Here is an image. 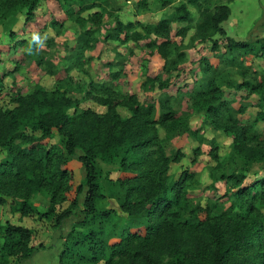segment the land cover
<instances>
[{
	"label": "trees",
	"instance_id": "16d2710c",
	"mask_svg": "<svg viewBox=\"0 0 264 264\" xmlns=\"http://www.w3.org/2000/svg\"><path fill=\"white\" fill-rule=\"evenodd\" d=\"M37 1L24 0L29 16ZM7 2L14 5L16 0ZM190 3L200 13L195 27L197 41H212L213 50L223 41L232 52L242 51L253 60L264 59V39L253 45L227 35L223 24L231 17L228 5L213 4L210 0ZM192 21V13L183 5L173 16L155 25L118 22L109 37L121 46L132 41L143 43V47L176 68L185 59L179 50L185 45ZM177 23L186 26L176 30ZM138 28L144 35L136 32ZM89 36L85 34L80 42L81 49L92 46ZM216 36L222 40H214ZM174 52L178 55L172 62ZM226 67L237 69L243 80L240 84L231 81L226 88L232 87L236 93L246 91L248 100L258 95L261 112L252 122L243 124L233 114L244 115L253 105L240 103L238 109H232L234 102L223 99L220 106L208 107L210 124L233 138L241 160L264 165V133L256 128L264 122V79L250 82L249 68L237 65L234 60L221 59L217 65L206 60L201 83H206L208 88L196 93L203 95L207 103L216 99V94L225 97L222 83ZM136 99L130 98L135 104L130 107L132 117L126 121L116 113L117 106L103 116L93 111L78 114L72 99L49 95L43 90L21 97L15 109H1L0 151L6 150L7 158L0 164V207L11 205L14 213L22 217L55 216L60 228L77 214L83 215L79 226L84 231L80 234L72 231L62 264L78 261L85 264H264V178L251 185L245 184L247 173L233 172L217 179L231 183L226 195L235 200L230 210L219 216H212L200 204L194 205V197L186 191V181H177L170 174L171 165L177 160L167 157L160 146L156 128L159 122L153 120L152 107L145 108ZM75 107L77 111L70 115ZM225 112L227 116H223ZM161 123L168 125L166 119ZM36 132L40 134L37 136ZM56 139L58 143L53 145ZM208 156L223 168L219 163V148H212ZM74 160L85 170L79 185L68 168ZM98 161L119 165L125 175L113 184L117 191L113 197L119 210L98 208L105 198L104 177ZM40 192L50 197L47 213L38 212L31 204V196ZM78 234L80 237L74 238ZM32 237V230L11 223L0 224V238L4 241L0 254L6 256L3 264H8V256H15L11 249L14 246H19L16 253L21 256L13 264L31 258L40 248L30 246Z\"/></svg>",
	"mask_w": 264,
	"mask_h": 264
},
{
	"label": "rangeland",
	"instance_id": "374dc122",
	"mask_svg": "<svg viewBox=\"0 0 264 264\" xmlns=\"http://www.w3.org/2000/svg\"><path fill=\"white\" fill-rule=\"evenodd\" d=\"M190 1L38 0L29 16L24 0H16L14 5L8 4L7 0H0V78H3V82H0V110L15 109L21 97L43 90L49 95L59 94L72 99L78 111L76 107L72 108L70 115L76 111L78 114L93 111L103 116L109 114L110 108L117 106L116 113L121 120L126 121L132 117L130 107L135 104V100L131 101L130 98L135 96L139 105L152 107L153 120L159 122L156 128L160 146L167 157L177 160L171 165L170 174L177 181H186V191L194 197L193 204L207 208L212 216L229 211L235 202L232 196L226 195V191L231 190V183L216 180L222 175L241 172L247 173L245 184L251 185L257 179L264 178V165L248 164L241 160L234 149L233 138L210 124L207 109L220 106L223 99L234 102L231 103L232 109H238L240 103L252 104L246 114H233L235 119L240 118L245 124L252 122L261 112L258 108L260 97L254 95L248 100L246 91L236 93L232 87L227 89L225 85H230L231 81L238 84L243 81L237 69L228 67L223 69L224 82L227 83H222L225 97L220 98L216 94V99L207 103L206 98L196 92H205L208 88L206 83H201L206 60L215 65L221 59L234 60L237 65L243 64L249 68L247 79L250 82L258 83L264 79V59L253 60L245 57L242 51L232 52L223 41H220L217 50H213L212 41H197L195 27L200 20V13ZM210 1L228 6L232 3L231 0ZM244 2H240L235 9L239 14V27L235 30V36L248 39V43L253 44L256 35L252 34V26L257 27L261 23V10L252 1ZM183 5L192 13L193 21L185 45L179 50L185 59L176 68L168 65L154 51L143 47V43L132 41L121 46L109 37L118 22L133 24L135 19L145 26L155 25L173 16ZM244 10L241 16L238 12ZM182 26L186 25L175 24L174 28L179 30ZM263 26L259 31H262ZM136 32L144 35L140 28ZM87 33L91 35L92 46L81 49L80 42ZM214 40L222 39L216 36ZM20 43L26 45L16 46ZM177 55V52L172 54V62ZM164 119L167 126L160 124ZM256 128L264 133V122L258 123ZM39 134L36 132L37 136ZM57 140L53 145H57ZM215 147L219 148V163L223 164V168L218 167L208 156ZM198 149L199 154H195ZM6 158L7 151L1 150L0 164ZM98 167L103 173L105 194L98 208L100 211L119 210V204L113 197L117 194L113 184L125 175L117 164L98 161ZM68 168L74 173L75 184H81L85 177L84 168L76 160ZM80 202H83V197ZM31 204L38 212L47 213L50 197L44 192L33 194ZM262 213L264 217V209ZM83 219V215L77 214L60 228L55 216L49 219L36 215L22 217L14 213L11 205L0 207V224L11 223L32 230L33 237L29 244L40 247L21 264H62L61 258L66 252L67 242L71 240L72 231L76 230L79 234L84 231L79 226ZM79 234L74 238H79ZM3 243L0 238V245ZM18 247L11 248L15 256L7 257L8 264L17 262L21 256L16 253ZM4 259L5 254L4 257L0 254V264H3ZM77 264L85 263L78 261Z\"/></svg>",
	"mask_w": 264,
	"mask_h": 264
},
{
	"label": "crops",
	"instance_id": "0c3cea01",
	"mask_svg": "<svg viewBox=\"0 0 264 264\" xmlns=\"http://www.w3.org/2000/svg\"><path fill=\"white\" fill-rule=\"evenodd\" d=\"M231 1H232V3H230V5H229L230 6V9H231V17H230L229 21H227L226 23L223 24V28L226 31L227 35L230 38H232V39H234L236 41H239V42H246V43L249 42L248 39H240L237 36H235V35H237V33L235 32V30H237L238 27H239V19H238V15L239 14L236 13V10L235 9L237 8L238 4L240 2H242V1H245L244 3H248V2H251L252 1L257 6H259V9L261 10L260 15L262 16L261 23L257 27L254 26V25L252 26L253 27L252 34H255L256 35L255 41H253V42L256 43L257 41L264 39V26H263L264 25V0H231ZM245 10L244 11H241V12H238V13H241L240 15L243 16ZM234 15H235V17H233ZM133 21H134L133 23L139 22V20H135V19ZM261 26H263L262 27V31H259V28ZM225 27H226L227 30L225 29ZM229 28H232V29L229 30ZM253 42H251V43H253Z\"/></svg>",
	"mask_w": 264,
	"mask_h": 264
}]
</instances>
